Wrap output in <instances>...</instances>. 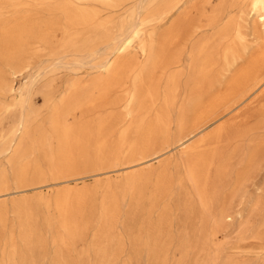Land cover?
Here are the masks:
<instances>
[{"label":"bare ground","instance_id":"1","mask_svg":"<svg viewBox=\"0 0 264 264\" xmlns=\"http://www.w3.org/2000/svg\"><path fill=\"white\" fill-rule=\"evenodd\" d=\"M40 52L84 72L16 83ZM262 96L264 0H0V264H165L177 212L216 237L264 157Z\"/></svg>","mask_w":264,"mask_h":264},{"label":"rangeland","instance_id":"2","mask_svg":"<svg viewBox=\"0 0 264 264\" xmlns=\"http://www.w3.org/2000/svg\"><path fill=\"white\" fill-rule=\"evenodd\" d=\"M169 27V23L165 24L161 29L165 30ZM75 58L72 56L63 59V62L69 64H61V61L55 57H50L45 52H40L33 61L30 67L23 71L22 76L18 77L16 83H26L38 76L39 73L45 74L42 78L41 85L47 89L53 86L56 92L59 93L64 84L69 80L80 76L84 72L83 69H75L72 60ZM58 67L54 72L49 73V69ZM52 84V87L49 85ZM264 96L260 97L249 107H246L244 111V117H248L251 124L258 122L259 108L264 103ZM44 104L43 99L39 96L36 99V107L40 108ZM20 112H6L0 107V130L5 134H8L11 126L15 123L19 117ZM257 135L264 137V128L257 132ZM159 148L150 150L147 154L152 155ZM176 154V152H174ZM0 168L7 171L9 174V183L12 187L14 184L11 178L10 165L1 158ZM95 185L93 179L87 180V187ZM253 197V198H250ZM262 199L264 200V157L259 168L254 172L252 180L249 181L247 186V192L245 195L236 197L234 205L236 210L244 209L243 218L237 217L234 221L229 222L227 225L219 228L216 237H212V226H184L182 223L181 213H176V220L174 225L171 226V231L175 236V240L170 244L167 251V262L165 264H177L183 259L182 249L179 242V238L188 239L190 244V258L188 260L183 259L182 264H193L194 261L201 264H264V226L260 225L261 209L255 210L250 213L251 203L250 199ZM12 199L19 200V197H10L7 199V205L11 206ZM264 212V209H263ZM12 218V214H10ZM180 220V224L178 223ZM243 222V224H241ZM201 228H203V235L208 238V244L205 249H199L196 244L198 238L201 235ZM221 251L216 261L212 260L217 248ZM127 252H124L119 258L118 263L122 264L127 261ZM136 264V263H132ZM140 264H145L144 262Z\"/></svg>","mask_w":264,"mask_h":264}]
</instances>
